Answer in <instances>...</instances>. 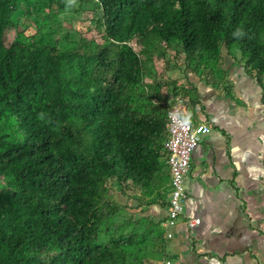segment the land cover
<instances>
[{
	"label": "trees",
	"instance_id": "trees-1",
	"mask_svg": "<svg viewBox=\"0 0 264 264\" xmlns=\"http://www.w3.org/2000/svg\"><path fill=\"white\" fill-rule=\"evenodd\" d=\"M88 2L100 41H0V177L9 183L0 191V264H153L165 253L159 225L123 232L111 202L115 184L167 206L168 112L143 85L151 59L167 67L162 77L181 68L225 91L223 51L238 52L236 63L264 91V0ZM38 5L0 0V31ZM177 90L183 104L200 105L194 84ZM110 226L116 231L103 239Z\"/></svg>",
	"mask_w": 264,
	"mask_h": 264
},
{
	"label": "crops",
	"instance_id": "crops-1",
	"mask_svg": "<svg viewBox=\"0 0 264 264\" xmlns=\"http://www.w3.org/2000/svg\"><path fill=\"white\" fill-rule=\"evenodd\" d=\"M226 68L228 90L193 80L200 105L184 107L211 132L193 154L189 201L165 264H264V91L238 63ZM151 206L167 237V206Z\"/></svg>",
	"mask_w": 264,
	"mask_h": 264
},
{
	"label": "rangeland",
	"instance_id": "rangeland-1",
	"mask_svg": "<svg viewBox=\"0 0 264 264\" xmlns=\"http://www.w3.org/2000/svg\"><path fill=\"white\" fill-rule=\"evenodd\" d=\"M38 13L22 10L17 12L14 18V26L0 31V41L11 44L18 35L24 38L43 35L47 41H58L59 46L64 48H72L79 44L82 40H101V31L95 23L96 15L94 14L88 0H38ZM40 14V16H39ZM224 63L228 66L229 62L236 64L240 60L241 55L235 52L229 56L223 51ZM235 59V60H234ZM169 61L171 65L177 63L174 54H170ZM181 65L183 66V60ZM149 72L145 74L143 85L149 97L167 107V112L171 105L175 104L184 96L178 93L177 88L186 83L193 84V78L186 76L181 68L169 69L164 74L167 67L163 62L157 59H151L148 64ZM169 81H176L177 85H172ZM163 83V84H160ZM194 97H197L196 95ZM186 108L190 106V99L186 98ZM9 183L6 179L0 177V191L7 190ZM111 202L121 208V213L117 216L118 223H123V232L138 231H156L160 230L154 226L162 228L161 219H157L153 215L152 206H148L146 199H137L133 191L119 188L113 184L111 186ZM116 230L110 226V230H106L103 239H106ZM162 231V230H161ZM152 235V232H151ZM153 234L152 237H156ZM165 243L169 240L164 238ZM153 264H165L167 259L164 253L156 252L151 256Z\"/></svg>",
	"mask_w": 264,
	"mask_h": 264
},
{
	"label": "built area",
	"instance_id": "built-area-1",
	"mask_svg": "<svg viewBox=\"0 0 264 264\" xmlns=\"http://www.w3.org/2000/svg\"><path fill=\"white\" fill-rule=\"evenodd\" d=\"M180 111L186 112L183 102L179 100L167 113V134L168 138L164 144L167 156V165L170 171V193L167 200V215L163 226L167 230V238L172 239L171 229L179 226L181 219L185 214L186 204L189 201L187 190V179L191 171L193 154L201 145L205 136L211 132L207 124H194L191 117V123L186 126L173 125L169 118V113ZM201 223V219L189 220L187 226L194 228Z\"/></svg>",
	"mask_w": 264,
	"mask_h": 264
},
{
	"label": "clouds",
	"instance_id": "clouds-1",
	"mask_svg": "<svg viewBox=\"0 0 264 264\" xmlns=\"http://www.w3.org/2000/svg\"><path fill=\"white\" fill-rule=\"evenodd\" d=\"M234 36L240 37L243 35L242 32L239 30L233 33ZM169 118L172 121L173 125L177 126H186L191 123V114L187 112H180V111H175L169 113Z\"/></svg>",
	"mask_w": 264,
	"mask_h": 264
}]
</instances>
